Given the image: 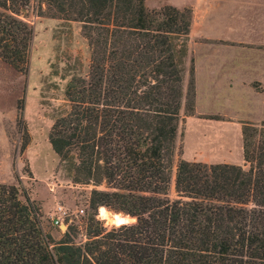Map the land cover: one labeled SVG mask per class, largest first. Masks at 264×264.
<instances>
[{"label": "trees", "instance_id": "obj_1", "mask_svg": "<svg viewBox=\"0 0 264 264\" xmlns=\"http://www.w3.org/2000/svg\"><path fill=\"white\" fill-rule=\"evenodd\" d=\"M28 4L0 0V61L20 74L33 30L18 14ZM36 9L77 22L88 49L47 141L67 179L92 187L89 214L82 243L72 225L54 240L38 204L0 184V264H264V122L241 123L245 168L178 159L172 174L177 131L193 113L191 10H147L144 0H36ZM100 207L135 222L107 228Z\"/></svg>", "mask_w": 264, "mask_h": 264}, {"label": "rangeland", "instance_id": "obj_2", "mask_svg": "<svg viewBox=\"0 0 264 264\" xmlns=\"http://www.w3.org/2000/svg\"><path fill=\"white\" fill-rule=\"evenodd\" d=\"M189 1L144 0V6L152 10ZM207 4L219 10L205 21L204 26L208 28L204 27L203 35H221L222 38L189 42L188 37L196 99L192 115L184 118L177 131L172 174L178 159L243 168L241 123L264 120V110L255 111L264 105V94L255 97L243 86V82L256 80L264 70V0H208ZM224 13L225 18L241 22V38L233 39L238 37L231 29L234 21L222 20ZM18 18L32 28L33 37L26 74L17 73L0 61V184L19 186L38 204L43 229L54 240L60 238L67 225H72L77 229L73 242L80 244L85 240L88 193L92 187L74 185L67 179L47 136L53 121L68 109L63 96L66 82L72 76H83L87 72L88 49L77 22L37 16L36 0H29L27 8L19 11ZM230 63L233 64L231 69ZM229 79L233 81L230 88ZM249 85L259 91L256 83ZM244 99L253 111H243ZM207 113H218L225 119ZM19 120L28 136L24 149L20 148ZM168 197L175 198L172 180ZM102 208L108 218L102 214ZM117 215L124 221L121 224L135 222V218L104 207L97 210L96 217L109 228L120 225L113 221Z\"/></svg>", "mask_w": 264, "mask_h": 264}, {"label": "crops", "instance_id": "obj_3", "mask_svg": "<svg viewBox=\"0 0 264 264\" xmlns=\"http://www.w3.org/2000/svg\"><path fill=\"white\" fill-rule=\"evenodd\" d=\"M207 1L208 0H191L189 2L182 3L180 6L169 5V6L177 8V9H182V8H185V7H190L191 8V10H192L191 11V25H190V29H189V35H188L189 42L191 40H193V39H202V40L210 41V40H215V39H218V38H222L221 35H207V36L203 35V33H204L203 29H205L204 27H207V26H204L205 21L206 20L208 21V20L212 19V16H210V15L212 13H214V12L216 14H218V10H219L218 8H215L213 6L210 7L207 4ZM162 6H166V5H162ZM162 6H160V7H162ZM222 15H223L222 16V20L225 19V21H227L228 19H230V20L234 21L233 27L231 29L235 30V33H237L236 36H238V37L233 38V39L241 38L242 37V35H241V25H240L241 22H238V20L233 19V18H225L224 17L225 13L222 14ZM198 31H199V33H198ZM195 32H197V33H195ZM227 46H229V45H227ZM229 61L233 62V60H231V59ZM231 66H233L232 63L229 64V69H231ZM193 72H194V69H193ZM193 80H194V77H193ZM228 82H229L228 83V87L230 88L232 86V82L233 81L231 79H229ZM250 83H256L258 85L259 91H256V90L252 89L250 87V85H249ZM243 86L247 87L251 91L253 96H255V97L257 95L260 96V95L264 94V70H263V73L259 77H257L256 80H252V81H249V82H243ZM195 99L196 98H195V89H194V100ZM229 100H230V97H229ZM253 109L254 108L249 104L248 100L244 99L243 100V111L251 112V111H253ZM260 110H264V105H261V107L259 106V107H257V109H255V111H260ZM195 112H197L196 106H195ZM207 114L208 115H215V116H218L220 118H224L225 119V117L219 115L218 113H207ZM243 122L251 123V124H256V123L258 124L260 122H264V120H258L256 122H250V121H243Z\"/></svg>", "mask_w": 264, "mask_h": 264}, {"label": "bare ground", "instance_id": "obj_4", "mask_svg": "<svg viewBox=\"0 0 264 264\" xmlns=\"http://www.w3.org/2000/svg\"><path fill=\"white\" fill-rule=\"evenodd\" d=\"M102 214H103L105 217H107V218L109 217L107 211H103ZM111 219H112V218H111ZM114 219H115V220H114ZM114 219H113V221L118 222V223H120V224L124 222V221H122V218H121L120 216H118V215L115 216Z\"/></svg>", "mask_w": 264, "mask_h": 264}, {"label": "built area", "instance_id": "obj_5", "mask_svg": "<svg viewBox=\"0 0 264 264\" xmlns=\"http://www.w3.org/2000/svg\"><path fill=\"white\" fill-rule=\"evenodd\" d=\"M58 211H59V209H58ZM59 216H60V215H58V216L56 217V220L54 221L55 224L57 223V220L59 219V218H58Z\"/></svg>", "mask_w": 264, "mask_h": 264}, {"label": "water", "instance_id": "obj_6", "mask_svg": "<svg viewBox=\"0 0 264 264\" xmlns=\"http://www.w3.org/2000/svg\"><path fill=\"white\" fill-rule=\"evenodd\" d=\"M120 225H123V224H120ZM117 226H119V225H117Z\"/></svg>", "mask_w": 264, "mask_h": 264}]
</instances>
